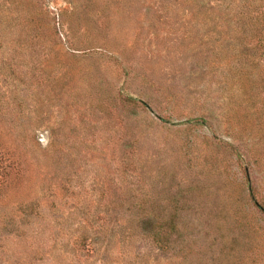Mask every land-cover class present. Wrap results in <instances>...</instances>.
Segmentation results:
<instances>
[{
    "label": "rangeland",
    "instance_id": "rangeland-1",
    "mask_svg": "<svg viewBox=\"0 0 264 264\" xmlns=\"http://www.w3.org/2000/svg\"><path fill=\"white\" fill-rule=\"evenodd\" d=\"M264 0H0V264H264Z\"/></svg>",
    "mask_w": 264,
    "mask_h": 264
},
{
    "label": "trees",
    "instance_id": "trees-1",
    "mask_svg": "<svg viewBox=\"0 0 264 264\" xmlns=\"http://www.w3.org/2000/svg\"><path fill=\"white\" fill-rule=\"evenodd\" d=\"M258 20H260V22L263 23V25H264V13L258 18ZM262 28L264 29V26ZM0 162H2V161L0 160ZM3 164H4V169H5L6 163L4 162Z\"/></svg>",
    "mask_w": 264,
    "mask_h": 264
}]
</instances>
